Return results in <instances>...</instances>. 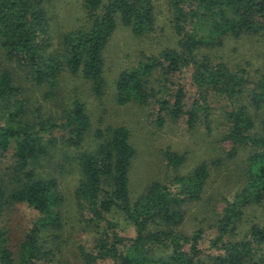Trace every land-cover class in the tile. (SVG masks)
Wrapping results in <instances>:
<instances>
[{
	"label": "trees",
	"instance_id": "trees-1",
	"mask_svg": "<svg viewBox=\"0 0 264 264\" xmlns=\"http://www.w3.org/2000/svg\"><path fill=\"white\" fill-rule=\"evenodd\" d=\"M44 2L0 0V55L22 72L25 81L45 88L42 98L54 107L64 73L81 78L100 98L103 50L117 24L135 37L148 34L155 25L153 0H80L82 23L61 33L53 45ZM167 6L175 46L157 54L140 51L133 65L117 73L114 102L141 106L152 102L158 124L184 114L192 127L199 116L207 122L210 92L229 101L224 136L233 148L251 150L242 187L216 217L215 233L207 242L211 253L199 247L200 230L190 235L179 230L184 204L199 200L203 193L209 175L204 161L185 174H173L168 183L151 180L131 200L128 173L135 149L128 128L99 122L92 129L79 98L44 116L38 107L30 108L22 96V82L3 66L0 158L9 153L11 159L6 180H0V215L9 206L24 203L36 216L15 252L0 225V264H37L51 253L39 242V234L50 232L57 239L62 196L55 175L41 174L39 168L63 164H73L79 172L74 204L85 225L95 231L89 250L76 245L83 264H264V219L238 234L244 210L264 207V72L249 79L242 67L232 69L202 52L221 46L226 37L264 38V0H167ZM184 68H190L189 83L196 95L185 110L183 87L171 93L166 86ZM88 136L93 147L79 150ZM66 149L74 150L69 154ZM161 154L174 172L184 160V153L169 148ZM119 217L132 228L131 237L120 234Z\"/></svg>",
	"mask_w": 264,
	"mask_h": 264
},
{
	"label": "rangeland",
	"instance_id": "rangeland-1",
	"mask_svg": "<svg viewBox=\"0 0 264 264\" xmlns=\"http://www.w3.org/2000/svg\"><path fill=\"white\" fill-rule=\"evenodd\" d=\"M80 0H45L44 10L49 23V35L53 45L57 37L80 25L83 15L79 6ZM154 28L142 37L132 36L127 28L117 24L104 50V86L100 98H95L89 91L85 81L77 76L64 73L59 78L55 107L42 98L43 87L31 84L22 78L11 62L0 55V68L6 66L22 82V96L28 100L30 108L38 107L46 115H54L57 106H63L70 99L79 98L83 102L90 119L92 129L99 122L102 125H125L130 132V141L135 149V155L128 173L129 194L131 200L140 195L151 180L168 183L175 173L185 174L196 164L204 161L208 166V178L205 182L201 198L185 203L184 218L179 230L190 235L196 230L201 231L199 247L206 253L207 242L215 233V220L227 201L242 187L246 170V161L250 147H232L230 140L224 135L228 124L226 112L230 110L229 101L222 95L209 93L207 122L199 116L197 122L188 127L186 116L176 119H164L162 124L155 120L156 107L150 102L146 105L126 103L118 105L114 102L113 83L117 73L135 63L140 51L145 54H157L160 50L175 46V35L169 21L167 0H153ZM212 61H222L232 69L242 67L249 79H255L264 72V38L258 35L243 34L238 37H226L219 47L202 51ZM190 68L181 69L179 73L169 78L166 86L173 92L177 86L183 87V110L196 97L195 90L189 83ZM158 78V74L155 75ZM244 97L240 100L243 101ZM256 130V129H255ZM254 131V129L252 130ZM90 137L85 139L79 150L93 147ZM169 148L177 153H184V160L177 171L165 165L162 151ZM74 149H66L71 153ZM11 157L9 153L0 158V180H6V173ZM54 160V158H53ZM70 163V162H69ZM41 171V172H40ZM39 172L55 175L57 189L62 196L60 206L62 227L56 233L41 232L39 242L51 253L44 256L37 264H83L77 254L76 245L82 244L86 249L92 246L95 231L85 225L83 217L74 204L73 189L79 178V172L73 164H63V167L44 165ZM36 212L24 203H15L4 209L0 215V225L8 237L13 252L18 248L25 233L31 226ZM264 219V207L252 205L244 210L238 234L242 233L250 223H258ZM120 234L126 237L133 235V230L120 217ZM213 252V251H212ZM15 257V256H14ZM103 264H110L109 261Z\"/></svg>",
	"mask_w": 264,
	"mask_h": 264
}]
</instances>
